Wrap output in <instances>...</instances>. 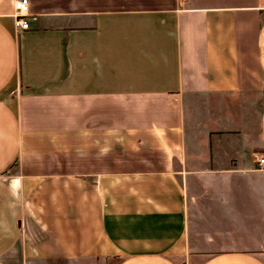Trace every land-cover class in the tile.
I'll return each instance as SVG.
<instances>
[{"label":"crops","instance_id":"1","mask_svg":"<svg viewBox=\"0 0 264 264\" xmlns=\"http://www.w3.org/2000/svg\"><path fill=\"white\" fill-rule=\"evenodd\" d=\"M13 1L0 264H264V0Z\"/></svg>","mask_w":264,"mask_h":264},{"label":"built area","instance_id":"2","mask_svg":"<svg viewBox=\"0 0 264 264\" xmlns=\"http://www.w3.org/2000/svg\"><path fill=\"white\" fill-rule=\"evenodd\" d=\"M12 3L13 9L11 17L14 29L26 30L28 28V2H26V0H15ZM252 157L258 167L263 165L264 160L261 156L253 155Z\"/></svg>","mask_w":264,"mask_h":264},{"label":"rangeland","instance_id":"3","mask_svg":"<svg viewBox=\"0 0 264 264\" xmlns=\"http://www.w3.org/2000/svg\"><path fill=\"white\" fill-rule=\"evenodd\" d=\"M13 168L9 169L6 173V176L9 175L12 172ZM112 261H114V259H112Z\"/></svg>","mask_w":264,"mask_h":264}]
</instances>
